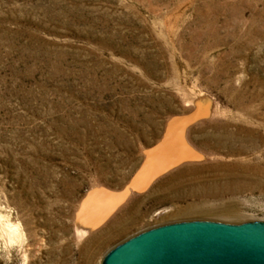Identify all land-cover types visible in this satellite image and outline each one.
Here are the masks:
<instances>
[{
  "label": "rangeland",
  "instance_id": "obj_1",
  "mask_svg": "<svg viewBox=\"0 0 264 264\" xmlns=\"http://www.w3.org/2000/svg\"><path fill=\"white\" fill-rule=\"evenodd\" d=\"M188 219L264 221V0H0V264H101Z\"/></svg>",
  "mask_w": 264,
  "mask_h": 264
},
{
  "label": "water",
  "instance_id": "obj_2",
  "mask_svg": "<svg viewBox=\"0 0 264 264\" xmlns=\"http://www.w3.org/2000/svg\"><path fill=\"white\" fill-rule=\"evenodd\" d=\"M166 144L151 149V170L134 188L177 161L172 153L160 157ZM101 264H264V221L188 219L156 225L121 241Z\"/></svg>",
  "mask_w": 264,
  "mask_h": 264
},
{
  "label": "bare ground",
  "instance_id": "obj_3",
  "mask_svg": "<svg viewBox=\"0 0 264 264\" xmlns=\"http://www.w3.org/2000/svg\"><path fill=\"white\" fill-rule=\"evenodd\" d=\"M153 156H154V153H152V151L147 152L145 164H144L142 170L141 171L139 170L140 173L137 175V177L131 182V186L140 185L139 181H140L141 177L145 174L147 169L151 168V164H152L151 160H152ZM128 189L129 188L125 189L124 192L123 191H121V192H123V194H125V193H127ZM106 197L104 198L101 195L99 190L90 191L82 201L81 208H80V212H81L80 217L81 218L78 216L77 217L82 219L85 223H87L89 225H93V227H94L95 226L94 224L99 222V220H101L105 216V214L107 212V208L110 207V205H111L110 198L108 196H106ZM113 200H114V196H113ZM94 206H96V207L98 206V208L96 210H94L95 209V208H93Z\"/></svg>",
  "mask_w": 264,
  "mask_h": 264
}]
</instances>
